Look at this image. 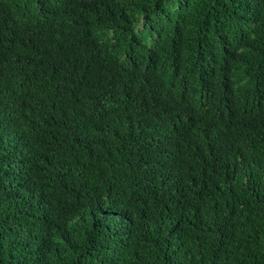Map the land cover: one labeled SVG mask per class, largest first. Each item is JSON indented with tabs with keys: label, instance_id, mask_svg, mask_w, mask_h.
<instances>
[{
	"label": "trees",
	"instance_id": "1",
	"mask_svg": "<svg viewBox=\"0 0 264 264\" xmlns=\"http://www.w3.org/2000/svg\"><path fill=\"white\" fill-rule=\"evenodd\" d=\"M0 264H264V0H0Z\"/></svg>",
	"mask_w": 264,
	"mask_h": 264
}]
</instances>
